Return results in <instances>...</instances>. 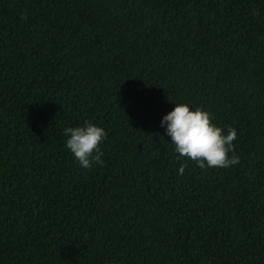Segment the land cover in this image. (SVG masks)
Returning <instances> with one entry per match:
<instances>
[{
    "label": "trees",
    "instance_id": "1",
    "mask_svg": "<svg viewBox=\"0 0 264 264\" xmlns=\"http://www.w3.org/2000/svg\"><path fill=\"white\" fill-rule=\"evenodd\" d=\"M180 102L237 164L175 152ZM0 264H264V0H0Z\"/></svg>",
    "mask_w": 264,
    "mask_h": 264
},
{
    "label": "clouds",
    "instance_id": "2",
    "mask_svg": "<svg viewBox=\"0 0 264 264\" xmlns=\"http://www.w3.org/2000/svg\"><path fill=\"white\" fill-rule=\"evenodd\" d=\"M160 125L165 135L170 137L175 152L194 160L200 167L224 168L239 162V156L233 151L237 130L214 124L210 112L202 107H193L183 102L175 103L162 116ZM63 132L65 147L80 167L89 169L93 164L104 163V153L100 147L107 136L104 127L85 120L81 124L65 127ZM184 167L185 164L180 165L178 174L183 173Z\"/></svg>",
    "mask_w": 264,
    "mask_h": 264
}]
</instances>
